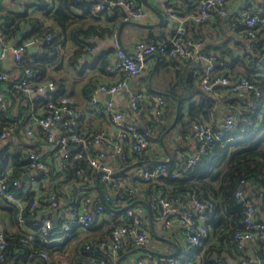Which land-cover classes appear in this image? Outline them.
I'll return each mask as SVG.
<instances>
[{"label": "built area", "instance_id": "2783aa9c", "mask_svg": "<svg viewBox=\"0 0 264 264\" xmlns=\"http://www.w3.org/2000/svg\"><path fill=\"white\" fill-rule=\"evenodd\" d=\"M165 4V14L172 19L175 9L172 5L174 0H163ZM229 0H194L196 10L191 15V19L200 25L207 21L213 13L228 17L234 24L239 22L244 25V33L251 39H258L260 29H264V0L255 8H244L242 10L229 9L227 6ZM113 6L122 7L126 20H144L149 17V10L138 0H97L93 9L101 11ZM3 16L0 12V109L6 110L12 103V95L16 91L25 94L32 103L30 108L29 122L25 127V136L33 139L36 136L33 123L40 127L41 137L47 145V150L28 149L26 158L29 161V171L23 175L13 177L15 165L12 160L3 162L0 155V202L16 207L17 216L16 224L12 225L9 220H0V259L3 260L10 247V239L13 237L10 232L23 229L25 234L20 238L21 242H31L39 238L46 245L44 248H33L27 255L29 259L40 258L44 264H65L54 259L50 250L58 247L66 239L73 237L77 229L89 228L103 218V203L100 200H94L95 190L81 192L76 203L70 205L68 210H61L55 216L41 215V221L38 229L25 228V212H34V209L40 203L42 195L54 207L59 204L58 196L52 191L53 185L42 192L40 190V180L35 178L37 171L48 167L56 171L62 169L68 159L72 145L81 148L76 153L77 157L88 152L87 138H92L94 144H106L111 149V155L119 156L126 159L132 156L134 152H141L152 144V131L149 128L141 129L134 123L124 121V111L116 110L112 99L102 102L98 94L104 92L114 95L127 87L131 78L142 74L148 63V58L156 52L167 54L168 56L192 59L200 67L195 70L194 74L200 78L202 87L207 91L224 90L236 94H252L259 101L251 102L253 107L257 105L264 106V87L261 86L253 77L240 75L236 77L231 74L228 66L221 62L216 50L206 49L205 42L202 39L189 38L186 36V29L180 23L175 27L174 32L166 37L152 35L148 39H138L132 48L128 51L121 42L117 32L112 36V47L114 50V61L107 65V70L115 73L117 76L111 82L101 83L91 93L92 104L104 110L112 128H100L94 133L86 136L76 126L77 111L74 108V98L68 94L60 95L57 99L56 91L58 87L52 80L37 81L35 80L36 70L34 67L27 65L22 70L20 76H13L4 62L9 52L13 53L14 59L18 62L22 59L24 52L31 45H36L33 41H27L18 44V39H9L3 28ZM53 37L48 35L45 40L50 41ZM91 40L94 37H90ZM14 41V43H12ZM17 41V42H16ZM29 63H36L33 56L28 57ZM222 67H219V66ZM218 88V89H217ZM216 94L218 92H215ZM149 92H135L131 95V105L138 108L141 102L149 99ZM155 112L159 119L165 112L166 102L162 95L156 94ZM263 100V102L261 101ZM36 105V107H35ZM16 125V124H15ZM15 129L14 124L5 125L0 131V150L11 139V134ZM236 129L235 116L227 114L220 127V131L213 130L212 123L206 120H194L191 123L189 132L185 138L195 139L197 141L196 152L189 156L180 171L169 172L166 164L163 162L154 168L144 167L142 177L145 180L155 179L160 175H170L172 177L186 173L200 160L202 154L215 140L226 139L236 140L230 136ZM242 127L240 131H245ZM11 150V149H10ZM5 154V153H4ZM107 153L103 150L97 151L95 155L89 156L90 166L93 173L92 182L96 186L99 183V192L101 199L106 202L113 197L124 201L127 195H135L137 186L128 182L126 179L115 175L113 167L105 161ZM29 174L28 180L33 182L31 190L37 191V196L30 201L25 195L20 194L18 188L22 187V181L26 179L25 174ZM248 181L243 179L235 195L242 200L245 205L244 217L242 222L244 228L235 233V241L238 248L242 249L245 244L257 243L264 239V223L258 219L257 203L245 195V188ZM68 187V186H66ZM65 187V188H66ZM51 189V190H50ZM260 206L264 210V192H259ZM193 210L187 211L177 206L163 194H159L150 203L149 207L154 211L157 219L162 223L163 228L170 227L174 222H179L183 227L184 235L188 240L190 251L202 247L209 233L206 225L201 223L207 212L212 208L211 201H205L197 196L192 199ZM126 219L117 226L111 235L102 239H91L100 249L107 248L111 254H117L123 247L124 243L129 240L134 245L144 246L150 243L151 234L145 229V221L142 213L135 208L127 210ZM54 218H58L60 230H54L57 226L54 224ZM7 219V218H6ZM55 245V246H54ZM91 244L86 247L90 248ZM177 264V257H158L146 258L140 257L136 264ZM221 264V263H218Z\"/></svg>", "mask_w": 264, "mask_h": 264}, {"label": "trees", "instance_id": "16d2710c", "mask_svg": "<svg viewBox=\"0 0 264 264\" xmlns=\"http://www.w3.org/2000/svg\"><path fill=\"white\" fill-rule=\"evenodd\" d=\"M138 1L142 3V0ZM96 2L97 0H35L33 5L37 11H42L41 15H30L28 12L14 11L2 13L4 19L3 28L10 40L16 38L18 39V44L33 41L40 47L39 51L33 53H30L27 49L22 59L18 61V64L22 70L27 65L34 67L36 70L35 80L37 81H54L58 87L55 99L65 94L64 80L55 75L51 70L55 62L62 59L61 48L67 43L73 45V51L67 58L68 64L73 65L78 57L84 56L86 53L93 50L96 41L100 37L106 35L112 36L117 32L119 24L125 19L126 12L122 7L113 6L101 11H95L93 6ZM172 5L175 12H177L180 7L186 6H192V13L196 10V3H194V0H174ZM213 14L219 17H225L215 12ZM226 18L232 28L244 29L243 24L239 22L233 24L228 17ZM204 23L200 24V26ZM48 35H51L53 39L46 41L45 38ZM160 36L165 37L162 35ZM186 36L189 38L202 39L196 36H189L187 33ZM90 37H94V39L91 40ZM202 40L204 41V39ZM254 40L258 41L259 38ZM204 42L206 49L216 50L212 45L207 44L206 41ZM255 52L256 54H252L251 56L253 63L264 68V63L262 62L264 50L257 48ZM217 53L219 60L225 63L230 69L229 62L222 58L218 51ZM164 55L171 59V61L178 59L187 62L190 66V73L186 77V81H184L185 79L181 81L183 82L181 93L177 94L180 100V108L186 103L188 104V118L186 122L189 123L194 120L211 121L213 130L218 132L220 131L224 117L227 114H233L235 116L236 129L230 136L235 137L236 140H215L213 144L208 147L206 152L202 154L200 160L194 167L186 173H182L175 177L160 175L155 179L148 180H145L137 173L135 179L138 180L140 184L145 183V190L149 197V205L159 194H163L177 206L187 211L193 210V206L191 207L190 203L195 196L213 203L207 215L219 213V216L214 218L212 224L214 228L219 230L221 243L218 246L213 244L207 245L205 239L203 246L198 247L199 250L203 249L204 251L201 264H224L220 255L215 253L222 247H224V250L229 251L233 248L238 252L239 260L236 264H264V251L262 248H258V251L261 250L259 251L260 254L254 249L253 252H255V256L250 255L245 252L246 244L240 249L235 241L236 231L244 228L242 219L244 217L245 205L235 195L241 180L245 179L248 181V184L254 186V190L250 195H247V187L245 188V195L247 197L253 199L254 197H259L260 191L264 192V106L259 104L257 107H253L251 102L259 101V99L252 94L244 96V99H241L238 94L224 90L220 91V88L215 91L205 90L202 88L200 78L194 74L195 70L200 67L199 64L194 63L192 59L168 56L167 54ZM29 56H33L36 59V63H29L27 60ZM110 62L109 59L107 60V57L102 56L96 57L90 64L91 66L99 65L101 70H104ZM254 66L256 65L252 67L247 66V71L243 75L255 78V80L264 87V75L256 76L255 69L253 70V68H255ZM219 67L222 66L220 65ZM94 89H92V91ZM215 92L218 93L216 94ZM156 94L162 95L165 99L166 111L168 101L165 95L160 92H156ZM195 96L198 97L194 98ZM74 101V108L76 109L75 98ZM261 101L263 102V100ZM32 103L33 102H31L25 94L16 91L12 95V103L8 109H0V131L5 125L11 126L14 124L15 126L11 134V139H9L7 141L8 143L0 150L3 162L6 163L7 160L10 159L15 165L13 177H18L19 175H23L25 171H29V161L26 158L27 150L32 148L36 149L43 144V141L37 139L32 141L33 139H28L25 136V127L27 122H29V113ZM176 109L177 105H174L173 112ZM238 111L240 113L237 116ZM163 116L164 114L161 116V119ZM184 116L185 113L180 111L177 122L182 121L185 125L186 122L183 120L185 118ZM213 116H217V118H221L222 116L223 118L217 122L214 120L212 121ZM79 120L80 117L78 115L76 126L86 136L99 130L83 131L79 125ZM173 127L171 123H161V125L160 123L159 125L152 124L149 127V130L152 131V143L153 141L161 142V135L163 133L166 135ZM242 127H245L246 130L240 131ZM189 130L183 129L181 131V137H183V139H186L185 135ZM91 139L90 137L87 138V144L92 142ZM176 147L173 148L167 145V150H164L165 155L156 156L152 160H149L145 156V152L149 147L141 152H134L132 156L126 159H121L119 156L112 155L116 163V167L113 168L114 173L125 179V177L128 176V171L137 165L143 164V168H154L163 162L166 164L170 173L175 170L180 171L188 158L181 162L180 158H178V155L175 153ZM80 148V146L72 145L70 155L62 169L56 171L48 164V167L35 173V178L40 180L39 185L42 192H45L50 185H53L52 191L57 194L59 204L57 207L52 206L45 199V195H42L40 203L35 207L33 213L26 210L25 228L27 227L33 230L38 229L42 217L41 215L55 216L62 210L63 201H66L69 207L76 203L81 192L84 191L95 190L96 195L94 200H100L103 203V216L109 213L107 218V231L91 239H102L111 235L112 231L123 223V219L127 218L124 216L127 210L134 208V201L137 198V193L135 195H127L124 201H120L115 197L106 202L101 199L98 189L90 182L96 174L93 173L90 166L89 156L95 155L97 151L91 147L90 149L88 148V152L77 157L76 153ZM167 154L171 156L170 161L168 160ZM137 160H139V162ZM105 161L107 162V158ZM22 182V187L16 190L32 201L37 196V191L31 190L33 182L28 179H24ZM46 193L47 192H45V194ZM16 216L17 211L15 206L0 202V220L3 221L7 218L12 225H15ZM121 216H124L122 220L120 219ZM103 218H105V216ZM258 219L264 223L261 217H258ZM60 225L61 223H59L54 230H60ZM9 234L13 237L10 239V247L5 258L3 260L0 259V264L45 263L44 260L40 258L29 259L27 256L33 248L40 249L46 247L39 238L33 239L28 243L21 242L20 238L25 234V231L21 228ZM91 239H76V234L74 233L73 237L66 239L64 243L51 249L50 253L53 254L55 251H69L72 257V264L110 263L109 257L111 252L107 248L100 249L96 244L91 242ZM222 241H225V243ZM263 243L264 239L257 241V243H253V245L257 244L262 247ZM87 244H91L90 248L86 247ZM257 245H255V247H257ZM190 251L185 252V254H190ZM214 254H217L218 257L214 258ZM162 264L168 263L163 262Z\"/></svg>", "mask_w": 264, "mask_h": 264}, {"label": "crops", "instance_id": "0c3cea01", "mask_svg": "<svg viewBox=\"0 0 264 264\" xmlns=\"http://www.w3.org/2000/svg\"><path fill=\"white\" fill-rule=\"evenodd\" d=\"M262 0H229L228 6L231 9H244L255 8L260 5ZM35 0H0V12L7 13L14 12H28L30 15L39 14L42 11H37L33 3ZM142 3L149 10V17L144 20H122L117 28V33L121 39L122 44L128 51H132L134 43L138 39H148L152 35H171L177 24H182L186 33L192 37H200L212 45L220 53L221 57L226 59L230 64L231 74L239 77L246 73L247 66L255 68L256 76L264 75V68L254 64L251 56L256 54L255 50H264V29H260L259 40L248 38L244 30L232 28L226 17H219L212 15L207 22L203 25H197L192 19V6L180 7L174 16L169 18L165 14V4L163 0H142ZM160 13H164V18L160 17ZM17 42V41H16ZM14 43V41L12 42ZM262 45V46H261ZM39 47V46H38ZM40 50V47H39ZM38 49L36 51H39ZM35 51V52H36ZM73 51V45L67 43L61 48L62 59H59L53 67L52 72L62 78L65 83V94H70L76 99V111L80 117L79 125L83 131H94L100 128L111 129L112 125L108 118L107 113L101 108L96 107L91 101L92 89L98 87L101 83L111 82L116 78V74L111 73L106 69L101 70L98 66H91V61L96 57H107V60L114 61L115 55L113 53L111 36L106 35L100 37L91 52L86 53L84 56L78 57L73 65L68 64L67 58ZM264 58V55H263ZM262 58V59H263ZM264 63V62H263ZM5 66L15 77L20 76L22 69L19 67L18 62L14 59L13 53L9 52L4 62ZM56 68V69H55ZM189 71V72H188ZM190 73V66L187 62L181 60H173L167 58L164 53L156 52L148 58L146 70L139 76L133 77L129 80L127 87L115 93L112 96L114 107L116 110L124 111V121L127 123H134L141 128H149L152 124L161 125L171 123L173 129L166 135L163 133L160 137L161 142L153 141L145 152V156L152 160L156 156L165 155L167 145L175 148V153L183 162L186 158L193 155L197 150V141L195 139H183L181 131L183 129H190L191 123H187L188 104L186 103L180 111L185 113L186 124L177 122V110L180 106V100L177 94L181 93L183 79ZM135 92H149L151 97L145 99L138 108H133L131 105V95ZM156 92L163 93L168 101L167 110L162 119L157 116L155 112ZM176 92V94H175ZM240 94H238L239 96ZM249 96V94H244ZM102 102L108 100V94L100 92L98 94ZM198 96H195L196 98ZM177 105V109L173 112V106ZM36 107V106H35ZM180 113V112H179ZM224 116V115H223ZM223 117L217 118L213 116L212 121L219 122ZM211 122V121H210ZM36 136L35 139L43 141V144L37 148L47 150V145L40 134V127L35 122L33 123ZM164 141V142H163ZM92 144V145H91ZM93 147L95 151L103 150L107 153V163L113 168L116 163L111 155V149L106 144H88V148ZM167 152V151H166ZM168 153V152H167ZM168 155V154H167ZM171 156L168 155L170 161ZM139 162V160H137ZM178 165V164H176ZM143 164L137 165L128 171V176L125 177L127 181L137 185V198L134 201V208L142 213L145 221V229L151 234V241L147 245L137 246L127 240L123 248L117 254H110V263L108 264H136L140 257L158 258V257H177V264H201L203 249H192L189 253L185 254V249L188 248V240L183 232V227L179 222H174L170 227L163 228L162 223L157 219L154 211L148 204V193L145 190V183L140 184L136 180V174L142 176ZM143 179V178H142ZM92 180V179H91ZM90 180V182H92ZM144 180V179H143ZM94 185V182H92ZM254 186L247 185V195L252 194ZM99 191V189H98ZM96 195L95 193H93ZM101 196V193L99 192ZM253 200L258 205V217L264 221V210L260 206L259 197H254ZM193 206V203H190ZM68 203L62 202V209L68 210ZM105 218L99 220L98 223L90 226L89 228L77 229L75 231L76 239H91L97 235L103 234L108 228L109 213L104 215ZM103 216V217H104ZM126 217V214L124 215ZM124 216L120 219L122 220ZM219 213L208 214L201 221L209 229L206 237L207 245H219L221 240L219 238V230L213 227V220L217 218ZM5 218V224L8 223ZM225 243V241H222ZM253 243H247L245 252L255 256L253 250L262 248L264 251V243L262 247ZM215 253L219 254L224 264H236L239 260V254L233 248L231 250H224V247L219 248ZM214 254V258L218 255ZM54 259L60 263L72 264V257L69 251L53 252ZM261 257V256H260ZM259 258V257H258ZM260 259V258H259Z\"/></svg>", "mask_w": 264, "mask_h": 264}, {"label": "water", "instance_id": "95a60500", "mask_svg": "<svg viewBox=\"0 0 264 264\" xmlns=\"http://www.w3.org/2000/svg\"><path fill=\"white\" fill-rule=\"evenodd\" d=\"M160 17L163 19V18H164V13H160ZM37 49L39 50V47H38L37 45H31V46L28 47V50L30 51V53L35 52ZM262 62H264V58L262 59ZM112 96H113V95L108 94V99H112ZM239 97H240L241 99H244V94H240ZM179 112H180V106L178 107V110H177V117H176V120H177V118H178V116H179ZM239 113H240V112L238 111V112H237V116L239 115ZM161 138H163V136H161ZM24 177H25L26 179H28V178H29V174L26 173ZM96 186L99 188V183H98V182L96 183ZM240 201H242V200H240ZM58 221H59L58 218H54V224H55V225H58Z\"/></svg>", "mask_w": 264, "mask_h": 264}, {"label": "bare ground", "instance_id": "6f19581e", "mask_svg": "<svg viewBox=\"0 0 264 264\" xmlns=\"http://www.w3.org/2000/svg\"><path fill=\"white\" fill-rule=\"evenodd\" d=\"M203 88V87H202Z\"/></svg>", "mask_w": 264, "mask_h": 264}]
</instances>
